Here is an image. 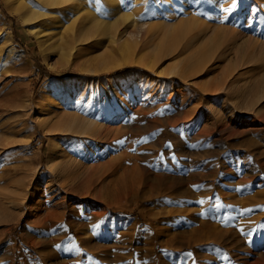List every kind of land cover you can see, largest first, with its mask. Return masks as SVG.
Here are the masks:
<instances>
[{
	"label": "rangeland",
	"instance_id": "1",
	"mask_svg": "<svg viewBox=\"0 0 264 264\" xmlns=\"http://www.w3.org/2000/svg\"><path fill=\"white\" fill-rule=\"evenodd\" d=\"M21 2L39 8L0 0V194L26 188L22 204L0 208V264H264V100L248 91L264 74V49L222 46L207 29L264 42V3L56 0L54 30L36 35L44 17L24 22ZM188 16L198 21L172 27ZM84 19L108 27L70 43L64 27ZM140 37L134 59L168 43L150 72L87 71ZM204 47L199 71L176 76ZM224 77L221 91H207ZM244 102L253 113L237 111ZM64 114L86 133L36 122ZM50 209L55 218L44 217Z\"/></svg>",
	"mask_w": 264,
	"mask_h": 264
},
{
	"label": "bare ground",
	"instance_id": "2",
	"mask_svg": "<svg viewBox=\"0 0 264 264\" xmlns=\"http://www.w3.org/2000/svg\"><path fill=\"white\" fill-rule=\"evenodd\" d=\"M256 1H258L259 4L264 3V0H256ZM37 2H38V5H39L38 9H35V8L31 7V6H26L24 3L21 2L20 4H18L19 5V10L21 12L18 11V8H17V12H18L20 18L24 22H29L31 24H33V21L36 20L37 18L44 17V19L40 22L43 28H39V30L37 31L36 35L45 34L46 33L45 29H47L48 33H50L55 28V26H53V24H56V18L53 17V16H47V13H48V15H53L55 10L56 11L57 10L61 11V8H56V9L54 8L56 6V0H37ZM70 6L72 7V4ZM237 7H239V6H237ZM44 8L46 10H48V11L43 10ZM218 10L222 14L227 12V11H225L226 10V5L224 4L223 6H219ZM232 10H234V9H232ZM63 11H65V10H63ZM232 14H234V12ZM219 15H220V13H219ZM64 16L65 15H61L57 21L59 22V20L61 18L64 19ZM86 20L87 19L81 20L79 22L80 25L78 27L75 25L76 20H73L72 23L69 24V26H67V27L65 26L64 27L65 32L69 31L67 34L70 36V39H69L70 43L74 44L76 42H80V41L86 40V39L92 37L93 34L97 33L99 30L108 27V25H102L101 21H95L94 24L91 25V26H86L87 23L83 25L82 21H86ZM181 21L182 22L179 24V26L176 25V26H172V27H176L177 28V27H182L184 25H190V24H192V23H194V22H196L198 20H194V19H192V18H190L188 16L187 19H184V20L181 19ZM207 25H208L207 29H212L210 31L211 32V37L213 38V36H217V39L215 41L217 43V40L219 39V44L222 45V46H227L228 47L230 41H233L234 39H238L241 42L237 43V46H240L241 43H243V44L245 43V45L247 46V49H248V51L250 53H252L256 49H258V52H260L262 49H264V42L263 41H260V40H258L256 38H253V37H249L250 35L244 36L239 31L233 29V27L230 28V27H226V26H222V25H214V24L213 25L207 24ZM150 26L151 27L149 28V31H147L148 33L152 32L154 27L155 28L158 27V25H155V24H152ZM159 26H160V24H159ZM48 33H46V34H48ZM171 36L174 37L172 39H173V41H175V37L177 36V32H175L174 34L172 32ZM133 37H134V35H133ZM136 37H138V36H136ZM145 39H146V37H143V38L140 37L138 39L134 38L131 41L125 39L121 43L117 44L116 50L120 54L117 57V59L113 58L112 60L109 61L111 63H108V59L109 58L101 59V61L99 62L100 63L99 66L97 64H95L96 66L89 67L87 69V71L88 72H92L94 74L95 73L99 74V73L108 72V71H110L112 69L119 68L120 66H122L124 64H130L131 63V64H137V65L141 66L143 69H145L147 72H150L153 69L154 65H156L158 63V61L163 56H165L164 53H163L164 55L162 54V55L158 56V51H161V52L162 51H166L168 43H166L164 41L162 43L156 42L155 43V50L157 51L156 54L155 53L149 54V53L144 52L141 55H139L138 59H134L132 54H134V51H136V48L139 47V46L140 47L142 46L143 48L146 47L145 44H146L147 41ZM115 41L117 43V38H116ZM173 41H171V42H173ZM212 42H213V39H212ZM54 46H56V43H55ZM208 49L205 48V49H202V50L198 51L197 53H201V57H199V58H196V55H195L196 53H192V55L184 63V65L181 67V69L178 72H175L176 76H178L180 78H186L188 76L191 77L192 75H195L199 71L198 69L201 67L198 63L200 61H202V58H203L204 54L207 52ZM192 56L194 57V59H192ZM96 62L98 63V61H96ZM187 73H189V74L186 75ZM108 79H110V78H108ZM227 80H228L227 77L222 78V80L220 82V85L214 86L211 90H207V91H210V93H218L219 91L222 90V88H224V86L226 85ZM89 82H92V81H89ZM99 82H100L99 80H95V84L98 85V84H100ZM248 91L251 92V93L253 92L254 95H255V102H253V103H256V102L258 103L259 101L264 100V74L261 75V78L259 79L257 84L251 86L248 89ZM47 98H50V96L48 95ZM244 103H248V102H244ZM244 103L242 104V106L236 108L237 111L239 110V112H241L242 116L253 113L254 108H255L253 106V103H251V104L250 103L244 104ZM258 112H261V111L258 110ZM76 118L77 117L74 116V115H66V114H64L62 116L59 115L58 119L55 120L52 123L50 122V118L41 119V118H38V117H36V122H37L38 125L46 127L45 130L48 131V133L53 132V133L61 134V135L62 134L65 135L64 133H69V134L73 133V134H75V135H72V136L83 135V134L86 133V125H84L83 122H81L82 120H79V119H76ZM70 119H72V120H70ZM262 128L264 129V127H262ZM258 129H260V128H258ZM70 138H72V137H70ZM25 196H26V188L21 186V185H19V184H15L14 189L10 190L9 192H5V193L1 192V194H0V208L6 209V206H11L13 204H18V203L22 204L23 201H24ZM61 213H63V212L61 211ZM48 214H50L51 218L52 217L55 218L56 211L50 209V210H48L47 214L44 215V217L49 216ZM54 214H55V216H54ZM29 215H31V214H29ZM63 215H64V213H63Z\"/></svg>",
	"mask_w": 264,
	"mask_h": 264
},
{
	"label": "snow or ice",
	"instance_id": "3",
	"mask_svg": "<svg viewBox=\"0 0 264 264\" xmlns=\"http://www.w3.org/2000/svg\"><path fill=\"white\" fill-rule=\"evenodd\" d=\"M120 143H122V141ZM201 203H202V201H201Z\"/></svg>",
	"mask_w": 264,
	"mask_h": 264
}]
</instances>
